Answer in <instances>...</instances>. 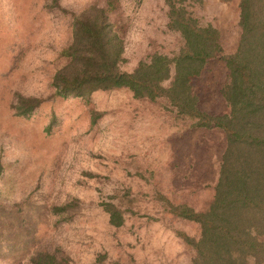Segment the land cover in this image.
Returning <instances> with one entry per match:
<instances>
[{"label": "rangeland", "instance_id": "1", "mask_svg": "<svg viewBox=\"0 0 264 264\" xmlns=\"http://www.w3.org/2000/svg\"><path fill=\"white\" fill-rule=\"evenodd\" d=\"M94 1L59 3L78 12ZM238 1L196 5L201 22L219 29L225 54L239 40ZM120 12L123 69L148 53L179 49L178 34L166 27L163 0H121ZM71 34L68 15L48 11L44 0H0V264H27L40 248L60 249L64 264H190V251L175 232L197 236L198 225L165 213L155 192L204 208L213 195L224 134L185 129L126 89L56 98L29 117L15 116V91L50 95ZM226 77L217 57L193 79L203 110L225 111L219 88ZM93 111L101 114L92 124ZM124 188L134 213L124 228L114 229L99 203ZM73 201L81 210L61 220L66 213L54 206Z\"/></svg>", "mask_w": 264, "mask_h": 264}, {"label": "trees", "instance_id": "2", "mask_svg": "<svg viewBox=\"0 0 264 264\" xmlns=\"http://www.w3.org/2000/svg\"><path fill=\"white\" fill-rule=\"evenodd\" d=\"M203 1L163 0L166 27L178 34L179 49L148 53L125 70L121 0H96L78 12L59 0H44L48 11L68 15L71 39L59 54L63 64L52 74L50 95L15 91L11 108L15 116L29 117L43 102L56 98H87L97 91L126 89L138 101L159 105L185 129H219L225 146L206 206L195 209L159 191L155 197L171 217L198 225L197 236L175 232L190 251V264H264V0L238 1L240 35L236 49L228 54L223 52L219 29L196 15V5ZM217 57L227 69L219 88L226 109L212 113L200 107L192 81ZM100 114L91 112L92 124ZM3 172L0 162V176ZM129 195L124 188L100 201L111 228H124L134 213ZM54 210L66 213L63 220L81 207L73 201ZM66 258L58 248H40L27 264H64Z\"/></svg>", "mask_w": 264, "mask_h": 264}]
</instances>
